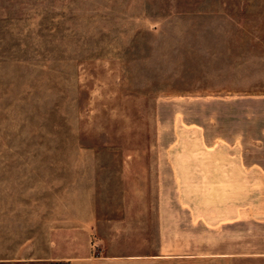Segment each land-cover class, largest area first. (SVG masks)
<instances>
[{
    "label": "rangeland",
    "instance_id": "374dc122",
    "mask_svg": "<svg viewBox=\"0 0 264 264\" xmlns=\"http://www.w3.org/2000/svg\"><path fill=\"white\" fill-rule=\"evenodd\" d=\"M173 158L264 167V0H0V264L241 231L190 217Z\"/></svg>",
    "mask_w": 264,
    "mask_h": 264
},
{
    "label": "crops",
    "instance_id": "0c3cea01",
    "mask_svg": "<svg viewBox=\"0 0 264 264\" xmlns=\"http://www.w3.org/2000/svg\"><path fill=\"white\" fill-rule=\"evenodd\" d=\"M172 172L176 185L183 191V196L179 193L180 201L191 218L197 216L200 224L209 226L219 214V225L241 227V231L190 235L189 250L184 252H159L156 256L88 253L67 259V263L264 264V167L248 163L246 158H173ZM210 188L220 192L209 191ZM160 237L163 241H184L181 236Z\"/></svg>",
    "mask_w": 264,
    "mask_h": 264
}]
</instances>
